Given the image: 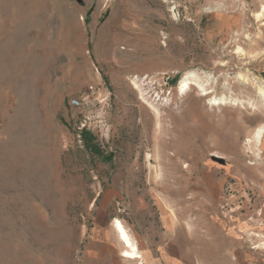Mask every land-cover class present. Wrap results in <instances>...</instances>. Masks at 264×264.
<instances>
[{
    "label": "rangeland",
    "instance_id": "374dc122",
    "mask_svg": "<svg viewBox=\"0 0 264 264\" xmlns=\"http://www.w3.org/2000/svg\"><path fill=\"white\" fill-rule=\"evenodd\" d=\"M263 6L0 0V264H78L90 203L115 180L185 202L204 230L264 215ZM143 75L168 77L166 96L149 104ZM89 86L92 107H70Z\"/></svg>",
    "mask_w": 264,
    "mask_h": 264
},
{
    "label": "crops",
    "instance_id": "0c3cea01",
    "mask_svg": "<svg viewBox=\"0 0 264 264\" xmlns=\"http://www.w3.org/2000/svg\"><path fill=\"white\" fill-rule=\"evenodd\" d=\"M90 207L78 264H264L260 212L258 218L219 217L204 230L198 212L187 224L185 202L171 201L156 189L148 200L128 197L116 180L98 188ZM116 220L137 245L139 257L123 255L128 246L114 228Z\"/></svg>",
    "mask_w": 264,
    "mask_h": 264
},
{
    "label": "built area",
    "instance_id": "2783aa9c",
    "mask_svg": "<svg viewBox=\"0 0 264 264\" xmlns=\"http://www.w3.org/2000/svg\"><path fill=\"white\" fill-rule=\"evenodd\" d=\"M145 79H146V76L143 75L141 78L138 79V81L140 84L147 83L146 85L141 86L143 89L145 86H152L150 90L148 91L146 90L145 92H143V95H142V97L149 104L155 103L162 96L163 98L164 96H166L165 92L167 91H164L161 85L162 83H166V81H168V77H163L162 83H155L153 81L145 80ZM93 94H94V87L89 86L87 94L81 97H74V98L69 99L68 104L72 108L87 110L91 108L93 105V99H95V97L93 98L92 96ZM163 98H162V101H163Z\"/></svg>",
    "mask_w": 264,
    "mask_h": 264
},
{
    "label": "bare ground",
    "instance_id": "6f19581e",
    "mask_svg": "<svg viewBox=\"0 0 264 264\" xmlns=\"http://www.w3.org/2000/svg\"><path fill=\"white\" fill-rule=\"evenodd\" d=\"M188 75L182 77L179 80L178 85H177V90L184 91V90H186V88H188V83H189V81H188L189 80L188 79L189 76ZM146 84L147 83H145V84H137L136 87L140 88L141 86L146 85ZM140 90H142V89L140 88ZM154 112L156 113V116H157V119H158L157 120V124L159 125L160 124L159 111L157 109H155ZM263 132H264V126H260V127L257 128V130H256V132L254 134V140H255L256 144H259V145H262V146H264V141H262ZM114 228L117 229L119 237H121V239L128 246V248L123 250V255H125L127 257H139V253L140 252L138 251L137 245L133 242V240H132L131 236L129 235L128 231L125 229V227L122 225V223L119 220H116L114 222Z\"/></svg>",
    "mask_w": 264,
    "mask_h": 264
}]
</instances>
